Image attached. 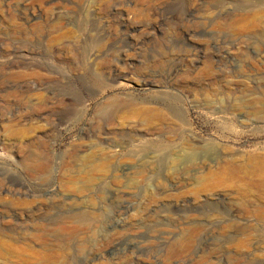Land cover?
I'll return each instance as SVG.
<instances>
[{"label": "rangeland", "instance_id": "obj_1", "mask_svg": "<svg viewBox=\"0 0 264 264\" xmlns=\"http://www.w3.org/2000/svg\"><path fill=\"white\" fill-rule=\"evenodd\" d=\"M259 158L264 0H0V264H264Z\"/></svg>", "mask_w": 264, "mask_h": 264}, {"label": "bare ground", "instance_id": "obj_2", "mask_svg": "<svg viewBox=\"0 0 264 264\" xmlns=\"http://www.w3.org/2000/svg\"><path fill=\"white\" fill-rule=\"evenodd\" d=\"M123 109L127 111L131 110L130 115L133 117H137L139 114H142L144 117L149 115V112L140 113L141 111H134L132 109V104H127ZM121 110L122 108L116 110L115 114ZM255 161L250 167L230 166L222 170L223 173L230 175L234 179L236 178L240 184H242L244 189H248L251 192L252 198L251 203L249 204L250 206L243 212H236V217L245 223V225H249V219L255 221L257 224H264V158H261L260 160L256 159ZM222 172L221 174H223ZM217 180L220 181L221 178L218 177ZM247 228L249 227L244 229Z\"/></svg>", "mask_w": 264, "mask_h": 264}]
</instances>
